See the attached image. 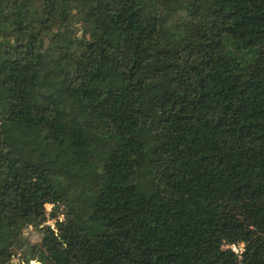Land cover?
Listing matches in <instances>:
<instances>
[{"label":"trees","instance_id":"trees-1","mask_svg":"<svg viewBox=\"0 0 264 264\" xmlns=\"http://www.w3.org/2000/svg\"><path fill=\"white\" fill-rule=\"evenodd\" d=\"M16 257L264 264V0H0Z\"/></svg>","mask_w":264,"mask_h":264},{"label":"rangeland","instance_id":"rangeland-1","mask_svg":"<svg viewBox=\"0 0 264 264\" xmlns=\"http://www.w3.org/2000/svg\"><path fill=\"white\" fill-rule=\"evenodd\" d=\"M45 207H46V209H47L48 211H51L52 208H53V204L50 203L49 205H47V204L45 203ZM27 234L29 235V238H30L32 241H37V240H39V238H40V234H39V232H38L37 230H34L33 228H31L30 231H27ZM241 248H243V245H240V246H236V247H235V249L238 250V251H239ZM12 261H13V263H19V262H20V258H19V257H16V258H14ZM34 261H35V260H34Z\"/></svg>","mask_w":264,"mask_h":264},{"label":"water","instance_id":"water-1","mask_svg":"<svg viewBox=\"0 0 264 264\" xmlns=\"http://www.w3.org/2000/svg\"><path fill=\"white\" fill-rule=\"evenodd\" d=\"M13 264H17V263H13ZM31 264H36V261H31Z\"/></svg>","mask_w":264,"mask_h":264}]
</instances>
